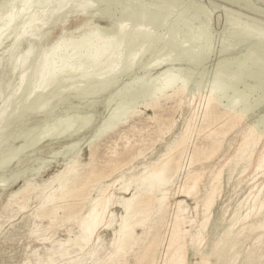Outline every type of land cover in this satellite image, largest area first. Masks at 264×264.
I'll use <instances>...</instances> for the list:
<instances>
[{
	"label": "bare ground",
	"instance_id": "obj_1",
	"mask_svg": "<svg viewBox=\"0 0 264 264\" xmlns=\"http://www.w3.org/2000/svg\"><path fill=\"white\" fill-rule=\"evenodd\" d=\"M48 1H46V5H42V6L48 7L49 3L52 2L53 0L49 2ZM97 1H102V0H97ZM117 1L120 3V5L122 6L125 5L126 8H124L125 6L123 7L124 10L122 8L123 13L119 14L118 15L119 17L117 16L118 18L115 20L116 22L112 26L105 25L103 26V28L107 30L115 29L119 35H126L125 33L129 31V28H131L130 27L131 25L127 27V24L124 23V20L132 19L133 16L134 17L137 16L136 18L137 20L142 16L144 12L148 14L147 23L149 24L152 23V24H155L156 26L159 24L160 20L162 22V20L165 19L164 17L167 16L166 14L168 12H170L173 9L175 10V8L177 9L179 13L178 15L181 14V17L179 18H183L182 20L183 21L187 20V22L192 21L191 22L192 24L193 22H197V23L199 22L200 24L201 23L204 24L205 22L210 21L209 20L210 16H213L211 14L209 15L211 11L207 10L208 6L205 7L203 5L202 0H196L197 2L195 1L192 2L193 0H188V1L186 0V2L183 0H148L147 2L146 0H113L111 1L112 3L110 4L111 7H109V5L108 6L106 5L107 7L103 8L102 13L104 12L103 14L107 16L111 14L115 6H117L115 5ZM240 1L243 2L242 0ZM244 1L246 2V4L245 2L244 4L243 3L241 4V2L240 3L236 2V3L237 5L241 4V6L239 7V10L240 9H242L241 11L245 10L247 11V14L240 13L239 11L232 10L231 8H225L224 6L222 7V9L224 8V14H221L220 16L217 15L218 13L216 14L217 15L216 20H218V17H219V20H218V25L217 26L215 25L217 28L215 26L214 27L216 28V32L218 31V33L223 36L222 37L223 40L222 42L218 40L221 42V44L220 42L217 43L220 46L219 45L217 46V49L215 52V59L213 60L211 58V60H213L214 66L217 67L221 73L227 76L236 77V78L238 75H242L243 77L255 83V85L260 84V83L263 84L262 86L264 88V15H262V12L260 15H257V16L256 14L253 13L256 11H253L252 9L254 8L255 10L256 9L255 7H257L258 3L257 4L255 3L256 6L253 3L254 5L253 7L252 4L249 5L252 2H250L249 4L247 3L250 0H244ZM92 2L88 3V2L82 1V3L80 2L79 4L80 5L83 4L82 6H84V4L92 6ZM102 2H105V1L103 0ZM37 3H38V0H19L18 4L20 6H18L19 7L18 9H16L15 7L14 8L11 7L14 10L16 9L15 11H12L11 8H9L10 4L7 5L9 6L7 9L8 12L6 11L7 13L4 14L0 10V13L3 14V16L0 17L2 18L0 22V44L1 46L3 45L1 43L3 40L1 41V39L5 40V38L8 39L10 38L11 35H13V32L11 33L10 26L12 27L15 26L14 23L16 22L18 23L21 18H23L22 20H24V17H25V20H26V23L24 22L25 25H23L24 24L23 21L21 22L23 23L22 24L23 27L20 30H17L19 31L18 33L15 31L16 30L15 27L13 28L14 32H16L13 35V42H11L13 43V45L12 46L9 45L8 47L9 49L7 48L6 50L8 51L5 50L4 51L5 53L8 52L11 54V52L13 51L16 44H18V42L27 40L31 36H32L31 38L33 39V35L36 34L37 32L36 30L42 31L41 30L42 27L40 29L36 28L39 25L41 26L43 25L42 17L43 16L48 17L49 15V18H50L55 12L58 11V10L57 11L52 10L54 13L50 15L49 11H46L45 10L46 8L43 11V7H42V12L36 15V11H35L36 9L34 8H39L40 6ZM95 3L97 4L98 2H95ZM220 3H223V2H219V0H209L208 1V4H210V6L212 7L214 6L216 8H219L222 6ZM229 3L231 4L232 2H228L226 4H229ZM4 4H5V1L3 3V6ZM11 4H14V2ZM36 4L38 5V7H35ZM181 4H183V7L179 8L180 7L179 5ZM224 4H225V1H224ZM70 5H71V2H70ZM3 6L1 7V4H0V9L3 8ZM32 8L34 9L33 11L35 12L34 14L30 11ZM235 8H238V7H235ZM261 8H262L261 6L257 8V12H259L258 10H261ZM3 9L6 10V8H3ZM250 9L253 12H251ZM174 10H173L174 12L173 15L176 16L175 13L177 11L175 12ZM38 12H40V10ZM248 12H251L253 14L250 15L248 14ZM57 13L59 14L60 11ZM171 15L169 17H171ZM176 18L177 20L181 21L177 16ZM168 20H170V18ZM172 20H170V22ZM47 21L48 20H46V22ZM105 22H107V20ZM174 22L172 21V23H170L171 26L173 25L171 27V30L175 29L174 24H173ZM177 22L175 23L176 25L178 24ZM21 23L19 25H21ZM83 24L87 25L88 23L87 24L83 23ZM181 24H179L180 28L178 29L176 26L175 30H177V32H179L178 31L179 29L187 30V27H186L187 25L185 26L182 25V27H184L182 28ZM197 25L199 26V24ZM8 26H9V29H7V31L10 30L9 32L11 33L9 37L7 34L8 32L5 33L6 35L3 34V31L6 30ZM205 26H208V25H205ZM205 26L204 28L209 27V26L208 27H205ZM17 27L19 28L20 26L17 25L16 28ZM95 27L102 28V26L98 24H96ZM44 28L45 27L43 26V29ZM189 28L187 30L188 33L190 31L191 32L195 31L194 30L195 28L193 30H191L192 29L191 28L190 31H189ZM34 29H36L35 30L36 32L34 31ZM164 29L167 31L166 32L165 30H163L166 32L165 33V36H166L169 30H167L168 27L166 28L164 27ZM184 30H181V32L182 31L183 33L186 32ZM212 30H215V29L212 28ZM33 31H34V34H33ZM94 32H95L94 28L89 32V38L92 39V41L90 39H86L85 37H81L80 39H76L74 41H70L66 43V40L65 39L63 40V37L65 36L64 35L63 37H59L56 40L50 42L48 45L46 44L47 46L45 47V49L43 48L42 52L39 51L41 52V55L39 54L40 56L38 57V55L36 54L37 55L36 57L40 58V63L39 65H37L38 67L35 66L36 64L34 65L35 62L37 63L36 60L34 63L31 62V65L33 63V66H31L33 67V69L35 67L36 69L38 68L37 74L39 75L36 79V83L35 84L33 83L35 85L34 88L42 89L43 86L46 87V84L50 79L55 77L57 74H60L63 72L64 73L65 72L79 73L85 79L86 77L89 78L90 70L93 67L97 66L98 63L100 64L101 58L104 57L105 55L107 56L108 51L110 52L112 49H116L118 48L119 45H122V41H123L122 38H121L122 41L120 42L121 44H119V40L117 39L114 40V39H108V38H99L95 36ZM130 32L132 36L133 35L134 36L135 35L146 36V35H149V27L144 24L143 25L137 24L136 26L134 25V27L130 29ZM154 32H156V30H154ZM157 32H162V30L157 31ZM171 32L173 31H170L169 33L173 34ZM196 32L198 33V31L194 32L197 35ZM207 32L209 33V31ZM113 33L115 34V31ZM183 33H177V36L178 34L180 35ZM190 34L185 35V36L186 37L190 36ZM193 34L191 35L193 36ZM199 34H201V36L203 35L202 33H199ZM2 35H5L7 37H4ZM158 35L159 34L157 33L156 36ZM209 35H207L206 33V35L204 36L207 37ZM162 36L163 35H161L160 33V38ZM182 36L185 37L184 35ZM42 37L44 39V36ZM168 37L169 38L166 37L165 39L170 40L169 35ZM126 38L128 39L129 37L126 36ZM157 38H155L156 41H158ZM171 38H174V37H172L171 35ZM178 38H180V36H178ZM32 39H30V41ZM210 39L211 38H208V39L205 38L203 39L204 42L203 41L200 42L201 40L200 41L198 40L196 44L194 43L195 48L196 46L198 47L197 50L195 51H193L192 49L191 52L189 53H187L186 51H181V52L183 53L186 52L187 55H192V54L195 55L196 63H194V65L201 67L202 66L201 64L203 63L205 64V62H207V60L210 58L209 56L210 52L208 51L209 44L207 43L213 40V39L211 40ZM137 40L139 44L142 42V40L141 42L139 41L140 39H137ZM161 40L159 41V44L163 42L166 44V47L167 45H169L167 43L169 42V40L167 42H165V40L163 41ZM153 41L156 42L155 40ZM211 42L213 43V41ZM128 43L130 42L128 41L126 44ZM183 43L185 44V42ZM212 43H211V46H212ZM124 44L125 42L123 43V45ZM150 44L151 43L148 44L147 42V45H150ZM165 44L163 45L165 46ZM127 46H125V48H127ZM29 47L30 46H28V48ZM142 47H139V48L142 49ZM120 49H121V46H120ZM130 49H132V47ZM143 49H145V47H143ZM158 49H160V47ZM30 50L32 49L30 48ZM30 50L27 49V51L24 52L26 54L23 53L24 54L23 58L25 56V57H29L30 59V57L33 56V53ZM151 50L152 52H154L153 51L154 49L152 47L150 51ZM171 50L173 49L171 48ZM189 50L190 48H187V51ZM29 51L32 54L27 55ZM4 52H2V56ZM119 52L120 51H118V53ZM173 53L171 51V54ZM213 53L214 52L212 51V54ZM57 54L61 56V57L59 56L61 59L58 61H55L54 55H57ZM154 54H155L154 57L156 58L154 57L152 58L150 57L151 55L147 54L149 55L151 60L147 59L149 62L146 60L148 63L147 65H144V66H146L148 69H151L153 71L155 70L154 72L156 73L155 77L167 74L172 69L171 68L173 67L172 64L175 61H172L173 63L171 64V61H169L171 60V56H170V59L166 57L165 60L167 64H169L168 63L169 61L172 66H169L167 64L164 65L163 64L164 60H161L160 59L161 57L158 58L159 56L158 55L156 56L155 52ZM174 54L175 55H172V57L174 56L173 60L175 59V56H177L176 55L177 53H174ZM126 55L128 56V54ZM135 55L136 54H133V56L130 57L131 58L130 60H132ZM106 56H105V59H106ZM109 56L110 54H108L107 57ZM144 56H146V54ZM160 56H164V55L160 54ZM179 56L176 57L178 58V60H179ZM21 57L18 56V58L20 59ZM74 57H75V60L72 61ZM188 57H190V60L187 62L190 65L193 64V62H191L192 56H188ZM18 58H16L17 61H18ZM123 58H126V57H123ZM83 59L88 60V66L87 64L86 65L84 64L85 61H83V63L81 64H84L83 66H86V67H82V65L79 63V61L82 62L81 60ZM103 59L104 58H102V61ZM119 59L122 60V57L120 56ZM167 59L169 60L167 61ZM182 59L185 60L186 58L182 57ZM22 60L23 59L19 61H22ZM180 60H179V63H182V64L187 63V62H184L183 60H181L182 61L181 62ZM17 61H15L16 64H17ZM114 61L115 62H113L114 64H112L109 71L113 72V69H115V67L117 66L118 63L116 64V60ZM117 62L120 63L121 61L118 60ZM141 63L142 62H140V64ZM176 63H178L177 60H176ZM28 64H30V61L28 62ZM21 65H23L25 68L24 64H21ZM121 65L122 64H120V66ZM16 66L14 65V67ZM122 66L120 67V70ZM209 66H207V68ZM190 67L192 68L193 65ZM130 68L133 69L134 67H130ZM141 68H140V71L143 70V67ZM184 68L186 69V67ZM175 69L176 68H174V70ZM202 69L204 68L202 67ZM21 71H19L20 74H21ZM26 71L27 70L25 69V73L23 71L22 72L24 74H27ZM143 71H145V69ZM146 71L149 72L148 70ZM14 72H16V70ZM142 73L143 72H141V74ZM113 74L115 73H112V75ZM117 74H116V77H117ZM147 74H145L146 77H147ZM141 76H144V75H141ZM74 77L75 76H73V78ZM79 77L80 76H78V78ZM114 77L112 76V78ZM148 77H150V75ZM29 79H32V77H30ZM82 79L83 78H81V80ZM110 79L111 78H109V80ZM115 79L116 78H114L113 80L114 82L112 81L114 85L116 81L118 83V80L115 81ZM139 79H141V77ZM147 79L146 80L144 79L146 81V84H147ZM32 80H35V79H32ZM66 80H68V77ZM164 80L166 81L160 84L157 92L151 98L142 102L139 109L138 108L132 109L130 112H128V114H126L127 116H125L124 118H121V119L118 118L113 121L112 120H107V121L100 120L102 122L95 125V127L92 129L90 135L87 138V146L89 150V159L87 162L81 161L80 154L77 155L75 153L74 158L71 157L72 159H70L68 157L69 161H66L67 159L65 160L66 163L62 170L57 171L56 173H54L47 179L42 180V182H40V180L37 178L39 180V183L26 180L24 184L21 187H19V189L13 191L10 194L9 196L10 200L14 199L15 202L19 205L20 209H24L27 207L28 200H29L31 193H34V196L36 198H39L36 207L30 210L31 212H29V216L33 219L34 222L32 221L33 226L29 229L28 234L32 237L33 240L37 242L45 241L46 243V240H51L48 245L46 244L43 245V253H37L38 252L37 250H40V249H37V250L34 249L35 250V258L33 257L34 260L26 261L23 264H188L189 254H191L197 259L193 264H211V263L234 264L237 259H239L240 264H259L262 261H264V250H263V247H264V130H262L259 126L261 121L264 122V118L256 120L257 118L256 119L251 118L249 114H247V110L245 108L239 107L236 104H233V105L223 104V102L220 101V99L217 97V94H216L224 90L223 84L221 83L213 82L211 84L210 91L205 95L201 93L200 95H196L197 93L195 94V92H194L195 94L194 95L193 93H190L191 91L188 92L186 90V86L183 81L178 83L175 80H173L172 77L166 78ZM88 81L90 84L91 80H88ZM93 81L94 80H92L91 82L92 84H93ZM137 81L136 83L141 85L142 79L141 81H139V83ZM20 82H22V76L20 77ZM26 82L27 83L23 82L22 84L24 85V87H27V86L29 87V85H27L29 84L28 79ZM80 82L81 81H79V83ZM82 82H85L84 79ZM110 82H109L110 85L109 84L107 85V83L105 84L107 86L112 87ZM85 84H84V88L86 86ZM102 84H101L102 88L106 86V85L103 86ZM124 84L128 85L129 82L128 83L124 82ZM97 85L99 86V82ZM75 86L78 87V85H74L73 89H75ZM80 86L79 87L82 88L83 85H80ZM122 87H121V90L117 89V91L118 90L122 91ZM132 87H134L133 84H132ZM136 87L137 89L135 88V90H132L130 93L127 92L126 93L128 94L127 96L126 94L124 95L126 96L125 98H127L128 101L130 100V102H133L134 100L136 101L137 97L142 96L140 95V93L144 94L142 88L140 89V87H138L137 85ZM98 88L100 89L101 87H98ZM23 89L21 88V90L19 91L20 92L19 95L21 94V91ZM145 89L147 90L149 88H145ZM12 90L13 89L11 88V91ZM96 90H95V95H96ZM16 91L14 90L13 92H16ZM63 91H65L64 88H63ZM61 92L62 91H60V93ZM115 92L114 94H116ZM147 92L148 90L146 91V93ZM12 94H11V97H12ZM98 94L101 95V93H98ZM117 94L115 95V97H117ZM7 96H9L8 93H7ZM20 96L22 97V95ZM121 98H124V97H121ZM3 99L6 100V98H3ZM15 99L17 100L15 101L18 104V99L17 98ZM116 99H119V98H115V100ZM196 100L201 104V109H199L198 105H195L196 103L194 102ZM6 101L8 102V100ZM13 101L14 100L12 98V102ZM125 101L124 103H128V101L127 102ZM108 102L109 101H107L105 105ZM94 103L96 104V101ZM110 103H113V101ZM5 104H6L5 101L3 104H1L0 116L5 113L4 112L5 110H8V108L7 109L5 108L9 104L8 103H7L8 105H5ZM184 106L187 107V110H186L187 114L183 117L182 125L180 124L182 128H179L180 130L176 132L174 131V128L178 120H176L175 114L180 112V114L182 115ZM44 108H45V103H44ZM11 110L12 109H10V111ZM72 110H75L74 107ZM10 111L8 110V112ZM147 111H151V114L147 115ZM3 116H1V118ZM12 116H11V119L13 120V118L16 117L17 115H15L13 118ZM178 117L179 116H177V118ZM9 118L10 117L8 118L6 117V119L8 120ZM88 120L89 119H86L84 121L83 125H81L82 128L86 126V124L88 123ZM0 121L2 122V119ZM3 122H4V119H3ZM42 123H43V120L41 119L35 120L32 122H29L26 126H24V129L27 132H30L38 128ZM79 130H81V128H78V130L71 132L70 135L73 136L77 134ZM19 135L21 136L20 133ZM61 137L62 136L59 134V136H57L56 138L59 139ZM83 138H81L80 136L79 137L76 136L74 140L69 141L67 144L64 143L62 145L66 148H72L74 146L79 145L81 141L83 140ZM158 142H162L161 144H163V150H160L159 154H157L155 157L152 156L153 158L149 159L148 161L140 160L141 158H145L147 156L145 155V151L153 147ZM19 147H22V145ZM77 150L81 151L83 149L80 147ZM153 150L155 149L153 148ZM11 151L9 150V153ZM11 153L13 156V153H15V149H14V152H11ZM150 154L148 153V155ZM4 162H2V164L0 163L1 168ZM11 178L12 176L9 177V179ZM2 181L0 179V186H1V182H2V185L5 182L4 180ZM225 184L228 186V188H232V193L238 194V193L244 192L242 193L244 195L242 198L238 199V201L235 203L234 206L230 208L229 212H228L229 204L228 205L226 204L225 207L222 209V212L219 218L218 217L214 218V210L217 205V202L221 200L224 195V191H225L224 185ZM247 189L248 191L245 193V190ZM1 190H4V187ZM43 193L45 195H43ZM186 199H191L194 203L193 204L194 206L188 205ZM9 201H7V203ZM8 208L9 207H7V209ZM10 208H11V205H10ZM117 208H119L120 211L117 210ZM10 220L8 222H10ZM45 221H46V226L43 228H39L38 223L42 224ZM4 222L5 221H3L2 223ZM68 222H74L76 225L75 226L76 230L70 225V227L67 229L69 235L68 237L66 236L67 237L66 239L62 238V239L52 240L53 234L48 237L49 235V233H47L48 229L53 228L58 223L64 224ZM138 227L140 228V232L136 231ZM101 230L111 231L112 237H110L109 240H105L103 237L104 235L102 234ZM247 241L252 242V245L246 249L241 250V247H243ZM25 251H27V249H25ZM30 254H27V255H30Z\"/></svg>",
	"mask_w": 264,
	"mask_h": 264
},
{
	"label": "rangeland",
	"instance_id": "obj_2",
	"mask_svg": "<svg viewBox=\"0 0 264 264\" xmlns=\"http://www.w3.org/2000/svg\"><path fill=\"white\" fill-rule=\"evenodd\" d=\"M4 1H5V4H4V6H3V3H4ZM11 1H13V0H7V2H6V0H1L0 1V4H1V7L3 6V8H6V10L5 9H3V8H1L0 10H1V12L2 13H7L8 12V7L9 8H11V7H15L16 9H18L19 7L18 6H20L19 4H18V2H19V0H14L13 2H14V4H11V3H13V2H11ZM46 1H48V0H38V5H40L39 6V8H34V9H36L35 11H36V15H38L39 13H41L42 12V5H46ZM49 1H52V0H49ZM48 1V2H49ZM78 3H77V2ZM53 0L52 2H50L49 3V5H48V7L46 6V7H43V11H44V9L46 10V11H49V13H50V15H52V13H54L53 11L55 10V11H57V12H59L60 11V13L58 14L57 12H55L54 14L56 15H52L50 18H49V15H48V17L47 16H43L42 17V22H43V25L41 26V25H39V26H37L36 28L37 29H40L41 27V30L43 31H38V30H36V29H34V31L36 30L37 32H39V33H41V34H39V33H37L36 31V34H34V31H33V39L30 37L29 39H27V40H23V41H21V42H18V44H16V46L14 47V49H13V51L11 52V54L10 53H5L4 51L9 47V45H13V43H11V42H13V35L17 32H19V31H17V30H20L22 27H23V25H25V23H26V20H25V17H24V20H22L23 18H21L20 20H19V22L21 23L22 21H23V23H21V25H19L17 22L16 23H14L15 24V26H10V30H11V33L13 32V35H11V33L9 32V31H7V29H9V26L6 28V30H4L3 31V34H5V33H7L8 34V37H9V35H11L10 36V38H8V39H6L5 38V40H7V41H5L4 39H1V43L3 44L2 46H1V44H0V63H1V65H0V107H1V104H3L4 103V101L6 102V104L5 105H8V106H6V108L5 109H7L8 108V110L10 111V109H12L10 112H8V110H5L3 113L4 114H2L1 116H3V115H5V116H3L2 118H1V116H0V120L2 119V122L0 121V141H1V143H0V163L2 164V162H4V166L2 165V168H1V165H0V179H1V181L2 180H4L5 182L3 183V185H2V182H1V186H0V264H23V263H25L26 261H33L34 260V258H35V250H37V249H40V250H37L38 252L37 253H43V245L44 244H46V245H48L49 244V242L51 241V240H46V243H45V241L44 242H42V241H35V240H33L32 239V237L28 234V231H29V229L33 226V219L29 216V212H31L30 210H32V209H34L35 207H36V205H37V203H38V200H39V198H36L35 196H34V193H31L30 194V197H29V200H28V204H27V207L26 208H24V209H20L19 208V205L15 202V200L14 199H11L10 200V194L13 192V191H15V190H17V189H19V187H21L23 184H24V182L26 181V180H29V181H31V182H38L39 183V180H40V182H42V180H45V179H47L48 177H50L51 175H53L54 173H56L57 171H59V170H62L63 168H64V166H65V163H66V161H69V158L70 159H72V158H74L75 156V153L78 155V154H80V157H81V161H83V162H87L88 161V159H89V150H88V146H87V138H88V136L90 135V133H91V131H92V129L95 127V125H97L98 123H101L102 121H104V120H116V119H121V118H124L125 116H127L126 114H128V112H130L132 109H139L140 108V105H141V103L142 102H144L145 100H148L149 98H151L156 92H157V90H158V88H159V86H160V84L161 83H163V82H165L166 80H164V79H166V78H170V77H172L173 78V80H175L176 82H181V81H183L184 83H185V86H186V90L188 91V92H190V93H193L194 94V92H195V94L196 95H200V93L201 94H203V95H205V94H207L209 91H210V89H211V84L213 83V82H218V83H221V84H223V87H224V90L222 91V92H218V93H216L217 94V97L220 99V101L221 102H223V104H225V105H233V104H236L237 106H239V107H242V108H245L246 110H247V114H249V116L251 117V118H254V119H256V120H258V119H262V118H264V88H263V84H256L255 85V83H253L251 80H248L247 78H245V77H243L242 75H238L237 76V78L236 77H230V76H227V75H225V74H223V73H221L219 70H218V68L217 67H215L214 66V64H213V60L215 59V52H216V49H217V46L219 45V44H217L218 42H222V40H223V36L222 35H220L219 33H218V31L216 32V26L218 25V20H219V17H218V20H216L217 19V15L218 16H220L221 14H224V8L222 9V7L224 6L225 8H231L232 10H236V11H239L240 13H244V14H247V11H245V10H243V11H241L242 9H240L239 10V7L241 6V4L243 3L244 4V0H242L243 2H241L240 0H233V1H231V0H228V1H226V0H219V2H223V3H220L222 6L221 7H219V8H216V7H212V6H210V4H208V1L209 0H202L203 1V5L205 6V7H207V10H209V11H211L210 13H209V15L211 14V15H213V16H210L209 17V20L211 21H207V22H205L204 24H200L199 22L197 23V22H193V24L191 23L192 21H189V22H187V20H182L183 18H179V17H181V14L180 15H178L179 13H178V11H177V9L175 8V15L181 20V21H179V20H177V18H176V16H174L173 14H174V12H173V10H171L172 11V13H171V11L170 12H168L170 15H171V17H169L170 15L167 13L166 15L167 16H165L164 18H162V19H164V20H162V22H161V20L159 21V24L156 26L155 24H149V23H147L148 22V14L146 13V12H144L143 14H142V16L139 18V19H137L136 20V18H137V16H133V18L132 19H127V20H124V23L125 24H127V27L128 26H130L131 28H133L134 27V25L136 26L137 24H144V25H146V26H148L149 27V35H146V36H144V35H133L132 36V34H130L131 32H130V29L131 28H129V31L128 32H126L125 34L126 35H119L118 34V32L114 29H112V30H107V29H105V28H103V26H105V25H109V26H112L116 21V19L119 17L118 15L119 14H121V13H123V10H124V8H126V6L124 7V6H122V5H120V3L117 1V3L115 4V5H117V6H115V8H114V10L112 11V13L111 14H109L108 16L107 15H105V14H103L102 13V11H103V8H105V7H107L108 5H109V7H111L110 6V4L112 3L111 1H113V0H104L105 2H102V1H97V0ZM82 1L84 2H88V3H91L92 1V6H89V5H85L84 4V6H82V5H80L79 3L81 2L82 3ZM90 1V2H89ZM148 0H146V2H147ZM183 1H185L186 2V0H183ZM188 1V0H187ZM197 2L196 0H193L192 2ZM224 1H225V4H224ZM235 1V2H234ZM263 1V2H262ZM10 2V3H9ZM15 2H16V4H18V5H16L15 4ZM70 2H71V5H70ZM73 2H75V3H73ZM95 2H98L97 4L95 3ZM110 2V3H109ZM228 2H232L231 4L229 3V4H226V3H228ZM240 3L241 2V4H239V5H237V3ZM250 2H252V3H250ZM94 3V4H93ZM108 3V4H107ZM233 3H235V4H233ZM249 5H253V3H254V5L256 6V4H257V7H255L256 9L254 10V8L252 9L253 11H256L257 12V8H259L260 6L262 7L261 8V10H258L259 12H253L251 9V12H253L254 14H256V16L257 15H260L261 14V12H262V15H264L263 13V11H264V0H260V1H258V0H250V1H248L247 2ZM256 3V4H255ZM10 4V5H9ZM36 4V5H37ZM66 5V7H65V5ZM245 4H246V2H245ZM260 4V5H259ZM7 5H9V6H7ZM15 5V6H14ZM35 5V7H38V5L36 6ZM69 5V6H68ZM107 5V6H106ZM119 5V6H118ZM182 5V6H181ZM181 5H179L180 7L179 8H182L183 7V4H181ZM235 5V6H234ZM254 5H253V7H254ZM17 6V7H16ZM86 6H88V7H86ZM231 6V7H230ZM232 6H234V7H232ZM124 7V8H123ZM235 7H238V8H235ZM13 8H11V10L12 11H15ZM55 8V9H54ZM122 8H123V10H122ZM212 8V9H211ZM33 9V8H32ZM30 10L33 14L35 13V12H33L34 11V9L33 10ZM48 9V10H47ZM68 9V10H67ZM3 10V11H2ZM10 10V9H9ZM10 10V11H11ZM40 10V12H38V11ZM53 10V11H52ZM64 10V11H63ZM206 10V11H207ZM217 11V12H215V11ZM222 10V11H221ZM263 10V11H262ZM5 11V12H4ZM7 11V12H6ZM51 11V12H50ZM70 11V12H69ZM122 11V12H121ZM63 12V13H62ZM65 12V13H64ZM99 12V13H98ZM120 12V13H119ZM223 12V13H222ZM251 12H248V14H253V13H251ZM213 13V14H212ZM218 13V14H217ZM1 14V13H0ZM61 14V15H60ZM65 14H67V15H65ZM99 14H101V15H99ZM217 14V15H216ZM91 15V16H90ZM99 15V16H98ZM169 15V16H168ZM261 15V16H262ZM1 16H3V14H1L0 15V17ZM97 16V17H96ZM115 16V17H114ZM118 16V17H117ZM173 16V17H172ZM253 16V15H252ZM104 17V18H103ZM168 17V18H167ZM214 17H215V19H214ZM260 17V16H259ZM44 18V19H43ZM48 18V19H47ZM59 18V19H58ZM134 18H135V20H136V22H135V20H134ZM170 18V20H172L174 23V27H175V29H176V26H177V29L178 28H180V25L179 24H181V23H183V24H181V27H182V25H187L186 27H187V30H188V28H189V31H190V29L191 30H193L194 28V30L195 31H198V33H197V35L194 33L195 31H190L189 33L187 32V30H184V29H181V30H184V31H186V32H184V33H186V34H184L183 33V31L181 32V30L179 29L178 31L179 32H177V30H175V29H173V30H171V27L173 26H171V24L170 23H172V21L170 22V20H168ZM1 19L2 18H0V22H1ZM50 19V20H49ZM57 19V20H56ZM46 20H48L47 22H46ZM107 20V22H105ZM93 21V22H92ZM109 21V22H108ZM111 21H112V23H111ZM166 21H168V22H166ZM178 21V22H177ZM183 21V22H182ZM45 22V23H44ZM133 22V23H132ZM135 22V23H134ZM178 23L177 25L175 24V23ZM57 23V24H56ZM83 23H88L87 25H85V24H83ZM186 23V24H185ZM189 23V24H188ZM196 23V24H195ZM23 24V25H22ZM94 26H93V25ZM96 24H98V25H100V26H102V28L101 27H95V25ZM133 24V25H132ZM168 24V25H167ZM193 26H192V25ZM197 24H199V26L197 25ZM13 25V24H12ZM20 26L19 28L17 27L16 28V26ZM48 27V25H49V27L47 28L46 26ZM167 25V26H166ZM179 25V26H178ZM190 25V26H189ZM197 27H196V26ZM205 25H208V26H205ZM216 25V26H215ZM43 26L45 27V28H47V29H43ZM133 26V27H132ZM156 26V27H155ZM192 26V27H191ZM195 26V27H194ZM204 26L205 27H208V28H204ZM216 28H215V27ZM15 27V31L16 32H14V28ZM39 27V28H38ZM164 27L166 28V27H168V29L167 30H169L168 31V34H166V36H165V33L167 32L165 29H164ZM169 27H170V29H169ZM94 28V30H95V36H97V37H99V38H108V39H114V40H119V44H121L120 42L122 41V39H123V41H122V45H119L118 46V48H116V49H112L110 52L108 51L107 53L108 54H110V56L109 57H107L108 56V54H107V56H106V59H105V56L104 57H102V58H104L103 59V61H102V58H101V62H100V64L98 63L97 64V66H95V67H93L91 70H90V76H89V78L88 77H86V79L83 77V76H81L79 73H69V72H63V73H60V74H57L55 77H53L52 79H50L48 82H47V84H46V87L45 86H43V88L42 89H39V88H34L35 87V83H36V79H37V77L39 76L38 74H37V72H38V68L36 69V67H38L37 65H39V63H40V58H38L40 55H41V52L43 51L42 49L44 48L45 49V47L50 43V42H52V41H54V40H56L57 38H59V37H63L64 35V37H63V40L65 39L66 40V43L67 42H70V41H74V40H76V39H80L81 37H85L86 39H90L89 38V32L92 30ZM153 30H152V29ZM159 28V29H158ZM182 28H184V27H182ZM211 28V29H210ZM212 28L213 29H215V30H212ZM12 29H13V31H12ZM81 29V30H80ZM158 29V30H157ZM186 29V28H185ZM201 29V30H200ZM208 29V30H207ZM152 30V31H151ZM154 30H156V32H154ZM162 30V32H157V31H161ZM163 30H165V31H163ZM209 31V33L207 32V31ZM212 30V31H211ZM115 31V34L113 33ZM170 31H173V32H171V33H173L174 34V36H173V34H170L169 32ZM174 31H175V33H174ZM201 31V32H200ZM210 31H211V33H210ZM213 32V33H212ZM153 33V34H152ZM157 33L159 34L158 36H156L157 35ZM160 33H161V35H163L161 38H160ZM177 33H183V34H178V36H180V38L182 39H180V38H178V36H177ZM193 34V36L191 35V34ZM199 33H202L203 35L201 36V34H199ZM206 33H207V35H209V36H207V37H205L204 35H206ZM218 34V35H216V34ZM43 34H45V35H43ZM130 34V35H129ZM151 34V35H150ZM156 34V35H155ZM190 34V36H185V35H189ZM214 34V35H213ZM6 35V34H5ZM5 35H2V36H4V37H7V36H5ZM37 35V36H36ZM40 35V36H39ZM115 35V36H114ZM168 35L170 36V40H169V42H167L168 40L167 39H165L166 37L167 38H169L168 37ZM171 35H172V37H174V38H171ZM182 35H184L185 37H183ZM195 35V36H194ZM200 35V36H199ZM213 35V36H212ZM217 37H216V36ZM2 36H1V38H2ZM40 38H39V37ZM42 36H44V39H43V37ZM126 36L127 37H129L128 39L126 38ZM148 36V37H147ZM220 36H221V38H220ZM3 37V38H4ZM67 37V38H66ZM77 37V38H76ZM124 37V38H123ZM131 37H132V39H131ZM141 37H143V38H141ZM151 37V38H150ZM153 37V38H152ZM157 37H159L160 38V40L161 41H163V40H165V42H167L169 45H167V47H166V44L165 43H163V42H161V43H163V44H165V46L163 45V44H159V38H157ZM188 37H190V38H192V39H190V38H188ZM195 37V38H194ZM213 37V38H212ZM37 40H36V39ZM42 38V39H41ZM122 38V39H121ZM155 38H157V40L158 41H156V39ZM178 38V39H177ZM186 40H185V39ZM194 38V39H193ZM208 39V38H211V39H213V40H211V41H213V43L210 41V42H207L209 45H208V47H209V56H210V58L207 60V62H205V64L203 63V64H201L202 66L200 67V66H195L194 65V63H196L195 61V55H193L192 53V55H187V53H189V52H191V50L193 49V51H195V50H197V46H196V48H195V44L198 42V40L200 41V42H202L203 41V39ZM217 38V39H216ZM220 38V39H219ZM30 39H32L31 41H30ZM36 40V42H35V40ZM41 39V40H40ZM121 39V40H120ZM127 39V40H126ZM137 39H140L139 41L141 42V40H142V42L139 44V42H138V40ZM184 39V40H183ZM39 40V41H38ZM43 40V41H42ZM91 41H92V39H90ZM143 40H144V42L145 41H147L148 42V44L149 43H151L150 45H147V42H143ZM153 40H155L156 42H154ZM218 40H220V41H218ZM129 41L130 43H128V44H126L127 42ZM134 41V42H133ZM172 41V42H171ZM207 41H209V40H207ZM125 42V44L123 45V43ZM138 42V43H137ZM183 42H185V44L183 43ZM204 42V41H203ZM221 42H220V44H221ZM153 43H155V44H153ZM157 43V44H156ZM182 43H183V45H182ZM195 43V44H194ZM211 43H212V46H211ZM47 44V45H46ZM138 44V45H137ZM152 44H153V46H152ZM19 45V46H18ZM128 45V46H127ZM137 45V46H136ZM145 45V46H144ZM154 45H156V46H154ZM157 45H158V47H157ZM160 45V46H159ZM163 45V46H162ZM28 46H30L29 48H28ZM120 46H121V49H120ZM124 46V47H123ZM125 46H127V48H125ZM145 47V49H143V47H142V49L141 48H139V47ZM148 46V47H147ZM173 46V47H172ZM188 46H190V47H188ZM220 46V45H219ZM132 47V49H130ZM138 47V48H137ZM151 47L154 49L153 51L156 53V56L158 55L159 57L158 58H160L161 60H164V65H166L167 64V62H166V57L167 58H169L170 59V56H171V60H169V59H167V61L169 60V61H171V64L173 63L172 61H175L172 65H173V67H171L172 69L167 73V74H165V75H160V76H157V77H155V74L156 73H154L155 72V70L153 71V70H151V69H148L146 66H144V65H147V63L149 62L147 59H149V60H151L150 59V57H154L155 56V54H154V52H152V50L150 51V49H151ZM160 47V49H158ZM165 47V48H164ZM168 47H170V48H168ZM177 47V48H176ZM192 47H194V48H192ZM211 47H212V49H211ZM30 48L32 49V50H30ZM123 48H125V49H123ZM155 48H156V50L158 51H156L155 50ZM171 48L173 49V50H171ZM182 48H183V50H182ZM187 48H190V50L189 51H187ZM9 49V48H8ZM27 49L28 50H30L32 53H33V56H31L30 57V59H29V57H25L24 56V58H23V55L24 54H26V53H24L25 51H27ZM139 51H138V50ZM211 49V50H210ZM130 50V51H129ZM145 50V51H144ZM6 51H8V50H6ZM29 51V53L27 54V55H29V54H32L31 52ZM38 51V52H37ZM39 51H41V52H39ZM115 51V52H114ZM118 51H120L119 53H118ZM148 51V52H147ZM150 51V52H149ZM171 51H172V53L174 52V53H177L176 55L177 56H179V60H180V58H181V60H183L184 62H187V61H189L190 60V57H188V56H192V58H191V62H193V64H189L188 62L185 64L184 62V64H182V63H179V60H178V58H176L177 56H175V59L178 61V63H176V60L174 59L173 60V58H174V56L172 57V55H175L174 53L173 54H171ZM176 51V52H175ZM181 51H186L185 53H183V52H181ZM212 51L214 52L213 54H212ZM2 52H4L3 53V56H2ZM114 52V53H113ZM122 52H124V53H122ZM139 52V53H138ZM24 53V54H23ZM122 55H124L125 53L126 54H128V56L125 54L124 56H122ZM144 53V54H143ZM150 53H152V54H150ZM164 53H166V54H164ZM178 53H180V54H178ZM35 54V55H34ZM38 55V57H36L37 55ZM40 54V55H39ZM114 54V55H113ZM133 54H136L135 56H134V58L132 59V60H130L131 58L130 57H132L133 56ZM146 54V56H144ZM147 54H149V55H151L150 57H149V55H147ZM160 54L161 55H164V56H160ZM214 56H212V55ZM10 55V56H9ZM26 55V56H27ZM153 55V56H152ZM182 55V56H181ZM183 55H185V56H183ZM18 56L19 57H21V59H23L22 61H19V60H21L20 58H18ZM60 55H54V57H55V61H58V60H60L61 58V56L59 57ZM120 56L122 57V60H120L119 58H120ZM144 56V57H143ZM169 56V57H168ZM212 56V57H211ZM123 57H126V58H123ZM149 57V58H148ZM182 57L183 58H188L187 60L185 59H182ZM6 58V59H5ZM16 58H18V61H17V59ZM36 58V59H35ZM154 58H156V57H154ZM194 58V59H193ZM211 58L213 59V60H211ZM2 59V60H1ZM16 59V60H15ZM39 59V60H38ZM33 60V61H32ZM35 60L37 61V63L35 62ZM75 60V57L73 58V60L72 61H74ZM114 60H116V64H117V66L115 67V69H113V72L112 71H109V69L111 68V66H112V64H114L113 62H115ZM121 61L120 63L119 62H117V61ZM124 60H125V62H124ZM143 60H147L146 62L145 61H143ZM180 60V61H181ZM2 61V62H1ZM15 61H17V64L15 63ZM30 61V64H28V62ZM82 62H80L79 61V63L81 64V63H83V61H85V65L87 64V66H88V60L87 59H83V60H81ZM168 61V63L169 64H167V65H169V66H172L171 64H170V62ZM21 62V63H20ZM24 62V63H23ZM27 62V63H26ZM31 62H35L34 63V65L36 66L34 69H33V67H31V66H33V63H32V65H31ZM136 62V63H135ZM139 62V63H138ZM140 62H142L141 64H140ZM166 62V63H165ZM182 62V61H181ZM15 63V64H14ZM123 63H124V65H123ZM128 63V64H127ZM146 63V64H145ZM211 63V64H210ZM21 64H24L25 65V68H24V66L23 65H21ZM84 64H81L82 65V67H86V66H83ZM120 64H122L121 66H122V68H121V70H120ZM178 64V65H177ZM11 65V66H10ZM14 65L16 66V65H18V66H16V67H14ZM20 65V66H19ZM30 65V66H29ZM140 67H139V66ZM143 65V66H142ZM193 65V69L190 67V66H192ZM210 65V66H209ZM13 66V67H12ZM28 68H27V67ZM138 66V67H137ZM163 66V65H162ZM195 66V67H194ZM207 66H209L208 68H207ZM21 67V68H20ZM30 67V68H29ZM130 67H134L133 69L132 68H130ZM141 67H143V70L145 69V71H140V68ZM145 67V68H144ZM184 67H186V69H187V71H186V69L184 68ZM196 67H197V69H196ZM200 67V68H199ZM202 67L204 68V69H202ZM206 67V68H205ZM16 68V69H15ZM19 70H18V69ZM124 68V69H123ZM174 68H176L175 70H174ZM16 70V72H14L15 70ZM25 69L27 70L26 71V73L27 74H24L25 73ZM29 69V70H28ZM117 69V70H116ZM125 70V71H123V70ZM131 69H132V71H131ZM142 69V68H141ZM179 69V70H178ZM183 69V70H182ZM190 69V70H189ZM12 71V72H10V71ZM24 72H22V71ZM119 70V71H118ZM146 70H151V71H149V72H147ZM182 70V71H181ZM194 70H195V72H194ZM202 70V71H201ZM19 71H21V74H20V72ZM31 73H30V72ZM93 71V72H92ZM116 71V72H115ZM118 71V72H117ZM122 71V72H121ZM131 71V72H130ZM201 71V72H200ZM19 72V73H18ZM30 74H29V73ZM36 72V73H35ZM107 72V73H106ZM126 72V73H125ZM135 72V73H134ZM141 72H143L142 74H141ZM174 72V73H173ZM204 72V73H203ZM34 73V74H33ZM112 73H115V74H113L112 75ZM117 73H119V74H117ZM122 73H123V75H122ZM128 73V74H127ZM148 73V74H147ZM151 73V74H150ZM79 74V75H78ZM97 74V75H96ZM101 74V75H100ZM111 74V75H110ZM116 74H117V77H116ZM137 74V75H136ZM145 74H147V77L150 75V77H148V79H147V77L145 76ZM211 74V75H210ZM18 75H19V77H18ZM26 75V76H25ZM30 75V76H29ZM77 75V76H76ZM121 75V76H120ZM141 75H144V76H141ZM22 76V82H20V77ZM73 76H75L74 78H73ZM78 76H80L81 78H83L84 79V81L85 82H82L83 81V79L81 80V78L79 77L78 78ZM97 76V77H96ZM112 76L114 77V78H116L115 79V81L116 80H118V83H117V81L115 82V85H114V83H112V81L114 80V78H112ZM132 76V77H131ZM27 77V78H26ZM30 77H32V79H35V80H32V79H29ZM67 77H68V80H66L67 79ZM72 79H71V78ZM92 77V78H91ZM120 77V78H119ZM124 77H126V78H124ZM139 79L140 77H141V79H142V81H144V82H142L141 81V79H137V78ZM143 77V78H142ZM144 77H146V78H144ZM196 77V78H195ZM19 78V79H18ZM59 78H60V80H59ZM63 78V79H62ZM65 78V79H64ZM76 78V79H75ZM78 78V79H77ZM109 78H111L110 80H109ZM129 78V79H128ZM133 80H132V79ZM234 78V79H233ZM12 79V80H11ZM25 79H26V81H27V79H28V83L29 84H27V85H29V87L27 86V87H24V85L22 84L23 82L24 83H27L26 81H25ZM56 79H58V80H56ZM121 79V80H120ZM131 79V80H130ZM147 79V84H146V81L145 80ZM210 79V80H209ZM231 79V80H230ZM24 80V81H23ZM88 80H91V82H92V80H94L93 81V84L90 82V84H89V81ZM111 83V86L112 87H110V86H107L108 84H109V82ZM135 80V81H134ZM138 80V81H137ZM209 80V81H208ZM17 81V82H16ZM53 83H52V82ZM55 81V82H54ZM69 81V82H68ZM76 81V82H75ZM79 81H81L80 83H79ZM96 81H98L99 82V86L97 85L98 84V82H96ZM131 81V82H130ZM136 81L139 83V81H141V85L140 84H137L136 83ZM15 82V83H14ZM71 82V83H70ZM86 82H88V83H86ZM100 82H104L103 84L102 83H100ZM114 82V81H113ZM124 82L125 83H128L129 82V84L128 85H130V86H128L127 84H124ZM138 86V87H140V89L142 88V90H143V92H144V94L142 93H140V95H142V96H140V97H137L136 98V101L134 100L133 102H130V100L128 101L127 100V98H125L128 94H126L127 92L128 93H130L132 90H135V88L137 89V87H136V85L134 84V83ZM200 82V83H199ZM209 82V83H208ZM12 83V84H11ZM17 83H18V85H17ZM34 83V84H33ZM57 83V84H56ZM74 83V84H73ZM75 83H77V84H75ZM86 83V84H85ZM105 83H107V85L105 84ZM123 83V84H122ZM143 83V84H142ZM32 84V85H31ZM55 84V85H54ZM71 84V85H70ZM84 84L87 86H85V88H84ZM101 84L104 86V85H106V86H104L103 88H102V86H101ZM117 84V85H116ZM132 84H133V86L134 87H132ZM145 84V85H144ZM204 84V85H203ZM13 85V86H12ZM51 85V86H50ZM55 86V88H54V86ZM73 85V86H72ZM74 85H78V87H76L75 86V89H73L74 88ZM80 85H83L82 86V88H80L81 86ZM90 87H89V86ZM96 85V86H95ZM110 85V84H109ZM122 85H123V87H124V89H123V87H122ZM125 85H127V86H125ZM143 85V86H142ZM15 86V87H14ZM17 86V87H16ZM18 86H19V88H18ZM21 86H23L24 87V89H23V87H21ZM62 86H64V87H62ZM67 86H69V87H67ZM72 86V87H71ZM80 86V87H79ZM116 86V87H115ZM142 86V87H141ZM191 86V87H190ZM7 87V88H6ZM10 87V88H9ZM14 87V88H13ZM98 87H101L100 89L98 88ZM113 87H115V88H113ZM121 87H122V91H120L121 90ZM128 87H130V88H128ZM132 87V88H131ZM198 87V88H197ZM11 88L13 89L12 91H11ZM18 88V89H17ZM21 88L23 89L22 91H21V94L20 95H22V97L19 95V91L21 90ZM33 88V89H32ZM49 90H48V89ZM57 88V89H56ZM63 88H64V90L65 91H63ZM87 88H91L90 89V91H89V89H87ZM109 88H111V89H109ZM128 88V89H127ZM145 88H151L150 90L149 89H147L148 90V92L146 93V89ZM195 88V89H194ZM9 89H10V91H9ZM38 89V90H37ZM61 89V90H60ZM82 89V90H81ZM86 91H85V90ZM97 89V90H96ZM102 89H103V91H102ZM109 89V90H108ZM117 89H120V90H118L117 91ZM145 89V90H144ZM4 90H6V91H4ZM16 91V90H18V91H16V92H13V91ZM35 90V91H34ZM41 92H40V91ZM43 90H44V92H43ZM46 90V91H45ZM59 90V91H58ZM79 90V91H78ZM84 90V91H83ZM95 90H96V95H95ZM100 92H99V91ZM125 92H124V91ZM197 90V91H196ZM199 90V91H198ZM202 90V91H201ZM3 91V92H2ZM9 91V92H8ZM39 93H38V92ZM60 91H62L61 93H60ZM82 91V92H81ZM97 91H98V93H101V95L100 94H98L97 93ZM107 91V92H106ZM116 91V92H115ZM193 91V92H192ZM6 92V93H5ZM12 92H13V94H12ZM23 92V93H22ZM43 92V93H42ZM56 92V93H55ZM58 92V93H57ZM77 92V93H76ZM81 93V94H83V95H81V94H79V93ZM84 92H86V93H84ZM114 92L117 94H119V95H121V96H119L118 94H117V97H115V95L116 94H114ZM120 92V93H119ZM7 93L9 94V96H7ZM12 94V97H11V94ZM16 93V94H15ZM63 93V94H62ZM90 93V94H89ZM114 94V95H112V94ZM123 93V94H122ZM18 94V95H17ZM58 94V95H57ZM61 94V95H60ZM86 96H85V95ZM111 96H110V95ZM126 94V96H124ZM194 94V95H195ZM4 95V96H3ZM17 95V96H16ZM30 95V96H29ZM46 95V96H45ZM51 95V96H50ZM56 95V96H55ZM91 95H92V97H91ZM123 95V96H122ZM15 96V97H14ZM35 96V97H34ZM45 96V97H44ZM50 96V97H49ZM56 98H55V97ZM58 96V97H57ZM66 96H68V97H66ZM90 96V97H89ZM113 96V97H112ZM21 97V98H20ZM38 97V98H37ZM108 99V97H109V99L107 100L106 98ZM111 97V98H110ZM119 98V99H116L115 100V98ZM121 97H124L125 98V100H124V98H121ZM3 98H6V100H8V102L5 100V99H3ZM9 98V99H8ZM12 98H13V102H12ZM15 98H17L18 99V104H17V100L15 99ZM27 98H29V99H27ZM31 98V99H30ZM44 98V99H43ZM53 98H54V100H53ZM65 98V99H64ZM67 98V99H66ZM79 98V99H78ZM105 98V99H104ZM114 98V99H113ZM139 98V99H138ZM33 99V100H32ZM37 99V100H36ZM62 99V100H61ZM125 102H127L128 101V103H124V101ZM16 100V101H15ZM46 100H47V102H46ZM61 102H59V101ZM66 100V101H65ZM115 100V101H114ZM120 102H119V101ZM122 100V101H121ZM3 101V102H2ZM35 101V102H34ZM45 101V102H44ZM52 101V102H51ZM96 101V104L94 103ZM97 101H98V103H97ZM103 101V102H102ZM107 101H109L106 105H105V103L107 102ZM113 101V103H110V102H112ZM2 102V103H1ZM12 102V103H11ZM15 102V103H14ZM121 102H123V103H121ZM8 103V104H7ZM28 103V104H27ZM44 103H45V108H44ZM51 103V104H50ZM60 103V104H59ZM117 103V104H116ZM194 103H196L195 105H198L199 106V109H201V104L196 100ZM12 104V105H11ZM14 104V105H13ZM17 104V105H16ZM32 104V105H31ZM38 104V105H37ZM55 104V105H54ZM57 104V105H56ZM62 104V105H61ZM22 105V106H21ZM25 105V106H24ZM85 105V106H84ZM108 105V106H107ZM12 106V107H11ZM16 106V107H15ZM54 106V107H53ZM88 106V107H87ZM91 106V107H90ZM31 107H33V108H31ZM43 107V108H42ZM48 107H50V108H48ZM61 107V108H60ZM73 107H74V109L76 110H72L73 109ZM109 107V108H108ZM10 108V109H9ZM18 110H17V109ZM23 108V109H22ZM72 108V109H71ZM20 109H21V111H20ZM55 109V110H54ZM263 109V110H262ZM30 110V111H29ZM65 110V111H64ZM69 111V113H68V111ZM186 110H187V107L186 106H184V109H183V113H182V115L180 114V112H178V113H176L175 115H176V120H178L177 121V123H176V126H175V128H174V131H176V132H178V130H180L179 128H182V123H183V117L187 114V112H186ZM7 111V112H6ZM15 111V112H14ZM18 111H19V113H18ZM40 111V112H39ZM53 111H55V112H53ZM59 111V112H58ZM107 111V112H106ZM38 112V113H37ZM48 112V113H47ZM255 112V113H254ZM6 113H8V114H6ZM11 113H13V114H11ZM16 113V114H15ZM43 113V114H42ZM46 113V114H45ZM90 113V114H89ZM254 113V114H253ZM19 114V115H18ZM148 114H151V111H147V115ZM9 115V116H8ZM13 115V116H12ZM15 115H17L16 117H14ZM51 115V116H50ZM11 116H12V118H13V120L11 119ZM49 116V117H48ZM57 116V117H56ZM177 116H179L178 118H177ZM6 117L8 118V117H10L9 118V120L8 119H6ZM51 117V118H50ZM107 118V119H106ZM3 119H4V122H3ZM43 120V123L38 127V128H36L35 130H32V131H30V132H27L25 129H24V126H26L29 122H32V121H35V120ZM46 119V120H45ZM86 119H89L88 120V123L86 124V126L85 127H83L82 128V126L81 125H83V123H84V121L86 120ZM90 119H91V121H90ZM12 120V121H11ZM48 120V121H47ZM100 120H102V121H100ZM8 121V122H7ZM261 121V120H260ZM95 123V124H94ZM181 124V125H180ZM180 126V127H179ZM259 126H260V128L262 129V130H264V122L263 121H261L260 122V124H259ZM78 128H81V130H79L78 132H77V134H75V135H73V136H71L70 135V133L71 132H73V131H75V130H78ZM177 128V129H176ZM85 129V130H84ZM84 130V131H83ZM24 131V132H23ZM21 134V136L19 135V133ZM22 132V133H21ZM26 132V133H25ZM29 133V134H28ZM25 134V135H24ZM59 134L62 136L61 138H59V139H57L56 137L57 136H59ZM19 135V136H18ZM86 135V136H85ZM69 136H71V137H69ZM76 136H80L81 138H83V140L81 141V143L79 144V145H77V146H74V147H72V148H66V147H64L62 144H64V143H68L69 141H72V140H74L75 139V137ZM18 138V140H17V138ZM67 137V138H66ZM26 139V140H25ZM20 140V141H19ZM15 141V142H14ZM14 142V143H13ZM23 142V143H22ZM86 142V143H85ZM22 143V144H21ZM162 142H158V143H156L153 147H151L150 149H147L146 151H145V155H147L145 158H141L140 160H142V161H145V160H149V159H152L153 157H155L157 154H159L160 153V150H163V144H161ZM20 144V145H19ZM84 144V145H83ZM159 144V145H158ZM10 145H11V147H10ZM18 145V146H17ZM22 145V147H19V146H21ZM14 147V148H13ZM17 147V148H16ZM82 148L83 150H81V151H79V150H77L78 148ZM118 147V146H117ZM153 148L155 149V150H153ZM14 149H15V153H13V156H12V153L11 152H14ZM17 149V150H16ZM157 149V150H156ZM9 150L11 151V150H13V151H11L10 153H9ZM5 151H6V153L8 154V156H7V154L5 153ZM77 151V152H76ZM151 151H152V153H151ZM154 151V152H153ZM3 153V154H2ZM147 153V154H146ZM148 153L150 154V155H148ZM2 154V155H1ZM5 154V155H4ZM49 154V155H48ZM153 156V157H152ZM2 157V158H1ZM5 157V158H4ZM18 157V158H17ZM69 157V158H68ZM72 157V158H71ZM149 157V158H148ZM7 158V159H6ZM6 159V160H5ZM46 159V160H45ZM67 159V160H66ZM4 160V161H3ZM66 160V161H65ZM5 163H6V165H5ZM32 164V165H31ZM30 165H31V167H30ZM6 166V167H5ZM34 166H35V168H34ZM4 167V168H3ZM29 169V170H28ZM27 170V171H26ZM40 173V174H39ZM14 174V175H13ZM21 174H23V175H21ZM17 175V176H16ZM21 175V176H20ZM34 175V176H33ZM12 176V178L11 179H9V177H11ZM33 176V177H32ZM41 176V177H40ZM8 178V179H7ZM16 178V179H15ZM24 178V179H23ZM39 180H38V179ZM7 180V181H6ZM11 180V181H10ZM7 182V183H6ZM7 185H6V184ZM13 185V186H12ZM8 186H9V188H8ZM3 187H4V190H1V189H3ZM10 189V190H9ZM224 195H223V197H222V199L221 200H219L218 202H217V205H216V207H215V210H214V218H216V217H218L219 218V216H220V214H221V212H222V209L225 207V205L227 204H229V206H228V212H229V210H230V208L232 207V206H234L235 205V203L238 201V199H240V198H242L243 197V195L244 194H242V193H244V192H242V193H238V194H234V193H232V188H228V186L225 184L224 185ZM248 191V189L247 190H245V193ZM10 192V193H9ZM45 194H46V192H45ZM44 193H43V195H45ZM42 195V196H43ZM33 197V198H32ZM7 199V200H6ZM10 200V201H9ZM187 200V204L188 205H190V206H194L193 204V201L191 200V199H186ZM7 201H9L8 203H7ZM35 201V202H34ZM191 201V202H190ZM6 202V203H5ZM30 202V203H29ZM34 202V203H33ZM10 205H11V208H10ZM7 207H9L8 209H7ZM2 208V209H1ZM31 208V209H30ZM16 209V210H15ZM5 210V211H4ZM12 210H13V212H14V214H13V212H12ZM15 210V211H14ZM117 210H119L120 211V209L119 208H117ZM18 211H22L21 213L20 212H18ZM28 211V212H27ZM3 213V214H2ZM17 213V214H16ZM17 215V216H16ZM227 215V214H226ZM2 216H4V217H2ZM9 216V217H8ZM7 217V218H6ZM4 219V220H3ZM11 219V220H10ZM12 219H14V220H12ZM10 220V222H8ZM3 221H5L4 223H2ZM8 223H7V222ZM33 221V222H32ZM6 223V224H5ZM31 223H32V225H31ZM58 224H60V225H58ZM58 224H56V226H54L53 228H51V229H48L47 230V233H49V235H48V237L50 236V235H52L53 234V237H52V240L54 239V240H56V239H62V238H64V239H66L67 237H68V231H67V229L70 227V225H71V227H73V228H75V230H76V225H75V223L74 222H68V223H58ZM5 225V226H4ZM43 225V226H42ZM3 226V227H2ZM46 226V221L44 222V223H42V224H40V223H38V227L39 228H43V227H45ZM66 226V227H65ZM56 227V228H55ZM2 228V229H1ZM64 229V230H63ZM58 230V231H57ZM102 231V234L104 235L103 237H104V239L105 240H109V238L110 237H112V235H111V231H109V230H101ZM136 231H138V232H140V228L138 227L137 229H136ZM63 234V235H62ZM66 234V235H65ZM67 236V237H66ZM71 236V235H70ZM27 241V242H26ZM35 241V242H34ZM47 241H48V243H47ZM40 243V244H39ZM43 243V244H42ZM108 243H109V241H108ZM29 246V248H28V246ZM42 244V245H41ZM106 245H108V244H106ZM252 245V242H250V241H247L246 242V244L243 246V247H241V250L242 249H246V248H248L249 246H251ZM41 247V248H40ZM25 249H27V251H25ZM35 249V250H34ZM33 250H34V252H33ZM263 250H264V247H263ZM27 252V253H26ZM32 252V253H31ZM32 255H31V254ZM25 256H24V255ZM27 254H30V255H27ZM262 255V254H261ZM27 256H28V258H27ZM34 257V258H33ZM26 258V259H25ZM197 259L194 257V256H192L191 254H189V257H188V264H193L195 261H196ZM240 261H239V259H237L236 261H235V263L234 264H240L239 263ZM211 264H214V263H211ZM259 264H264V261H262L261 263H259Z\"/></svg>",
	"mask_w": 264,
	"mask_h": 264
}]
</instances>
